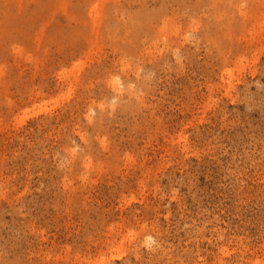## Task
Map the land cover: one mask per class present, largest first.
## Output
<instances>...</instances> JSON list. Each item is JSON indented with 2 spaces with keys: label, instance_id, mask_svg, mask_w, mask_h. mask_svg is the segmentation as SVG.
Here are the masks:
<instances>
[{
  "label": "rangeland",
  "instance_id": "rangeland-1",
  "mask_svg": "<svg viewBox=\"0 0 264 264\" xmlns=\"http://www.w3.org/2000/svg\"><path fill=\"white\" fill-rule=\"evenodd\" d=\"M0 264H264V0H0Z\"/></svg>",
  "mask_w": 264,
  "mask_h": 264
},
{
  "label": "bare ground",
  "instance_id": "bare-ground-1",
  "mask_svg": "<svg viewBox=\"0 0 264 264\" xmlns=\"http://www.w3.org/2000/svg\"><path fill=\"white\" fill-rule=\"evenodd\" d=\"M66 4H67V1H66ZM66 4H65V5H66ZM37 7H38V5H37ZM63 10H64V9H63ZM64 11H65V10H64ZM98 18L100 19V17H98ZM93 19H95V18H93ZM96 20H97V19H96ZM96 20H95L94 22H96ZM45 21H46V19H45ZM97 21H98V20H97ZM97 23H98V22H97ZM118 80H119V79H115V80H114V83L112 82L114 87H116V84H117V81H118Z\"/></svg>",
  "mask_w": 264,
  "mask_h": 264
}]
</instances>
